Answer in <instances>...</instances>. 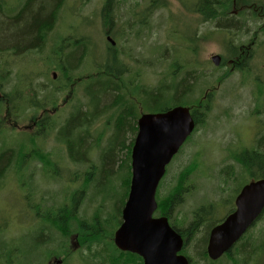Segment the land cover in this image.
I'll list each match as a JSON object with an SVG mask.
<instances>
[{
	"label": "rangeland",
	"instance_id": "374dc122",
	"mask_svg": "<svg viewBox=\"0 0 264 264\" xmlns=\"http://www.w3.org/2000/svg\"><path fill=\"white\" fill-rule=\"evenodd\" d=\"M12 1L15 0H2V4L9 7L8 2ZM69 1L74 8L67 10L66 15H63L64 11H60L58 17L63 15V20L73 25L77 34L74 36H78L80 80L95 79L100 75L113 77L105 68L108 66L111 71L117 67L112 65L113 61L111 62L114 57L118 67L123 70L121 76L126 83L129 81L132 83L137 78L138 82L135 83L148 89L156 88L161 83L173 86V81L178 84L188 77L187 73H190L193 78L187 82L190 86L194 85V92L186 97L189 102L202 98L211 89L214 90L212 108L204 124L189 137L187 144L185 143L172 159L157 191V197L163 199L175 187L179 173L190 166L192 172L184 180L178 201L168 218L179 230L187 228L197 218L200 226L196 240L203 235L206 236L212 224L234 208L237 191L251 180L247 170L235 157L250 149L264 153V34L259 30L254 34L255 27L251 24L250 30L243 32L239 30L240 24L235 20L236 30L230 33L217 29L213 23H201V17L192 12L195 0ZM107 1H110L109 13L112 24L105 28L101 12ZM17 9L18 6L14 8L16 11ZM143 13L146 22H142ZM1 19L9 20L0 16ZM262 22L260 21V24ZM51 31L46 39V53H49V48L54 49L58 45L68 47L63 43H70L72 39L68 35H58L64 32L63 28L59 27L58 18ZM106 31H109L107 34L109 36L105 35ZM107 39L114 41L115 45L111 46ZM251 43L250 56L244 62V67H247L244 74L236 70L227 59L233 51L238 54L243 49H248ZM10 48L15 47L2 44L0 38V80L5 78L9 82V88L4 90L7 94L13 86L17 91V82L29 79V70L37 69V65L29 62L32 57L23 55V52L20 56L15 55L18 56L17 63L7 59L9 53L15 54L9 51ZM79 51H82L83 55ZM214 55L222 57L221 66L212 64L211 56ZM90 69L92 71H89ZM220 77L226 78L218 84ZM114 79L116 80V76ZM91 84L88 80L79 83L74 105L78 109L77 112L90 110L91 117L88 120L93 124L88 127V131L92 136L90 135V138L88 134L81 135L87 141L85 152H80V149L79 154L73 157V164L66 160L65 154L68 152L66 149L56 150L60 158L61 185L58 187V184H52V187H47L45 195L57 202L61 198L63 208L66 206L68 210L78 196V202L73 208L74 217L78 221L84 219L89 221L96 216L103 226L101 236L99 234L100 242L92 244L89 248L79 249L78 253L68 258L66 264H109L111 257L117 255L111 247L113 245L111 234L121 221L120 211L126 197L129 173L128 146L134 137L138 118H134V132L132 129L124 136L125 148L119 152V159L112 169H109L106 155L107 151L111 150L112 143L116 141V114L108 107L111 95H108L107 101L100 106L90 103L92 95L89 91L93 85ZM66 95L61 96L60 105ZM65 107L63 116L72 108L71 100ZM17 121L18 123L14 122L15 127L11 129L12 136H15L4 137V143L8 145L23 142L19 131L25 130L23 126L27 125L29 119L23 120L21 116ZM50 128L52 132L46 135L45 140L49 146H55V135L51 134L55 133L56 127L51 125ZM259 163L261 166L264 165V161ZM6 186L7 189L0 193V224L4 226L0 233V249L4 245V249L0 250V256L7 255V243L18 236L14 241L16 255L22 252L25 243L30 241L29 247L26 246L31 253L29 261L31 264H43L45 250L54 247V233L45 231L51 235L53 243L45 248L36 249L37 230L34 227L35 222L32 223V217L27 231L29 237L24 238L23 235L27 232L24 234L23 229L18 230L10 221L9 207L15 205V202L9 196L8 190L14 187L13 180H9ZM44 222L48 224L46 220ZM70 223L72 219L67 225ZM48 225L50 227L48 230L53 229L50 224ZM69 228L70 231L73 229L71 226ZM263 233L264 215L248 232L247 239L240 241L231 251L232 261L222 258L214 264H264V251L253 252L260 246ZM196 240L188 242L182 255L190 260V264H209L210 261L208 263L205 259L202 262L197 257ZM243 250L247 252L248 258H245ZM64 253H68L67 247ZM121 258L126 259L125 256Z\"/></svg>",
	"mask_w": 264,
	"mask_h": 264
},
{
	"label": "flooded vegetation",
	"instance_id": "af4514ba",
	"mask_svg": "<svg viewBox=\"0 0 264 264\" xmlns=\"http://www.w3.org/2000/svg\"><path fill=\"white\" fill-rule=\"evenodd\" d=\"M16 1L8 2L9 7L4 6L5 9L2 8L0 10L1 18L13 20L21 17L23 15L21 14L23 8L32 3L31 0ZM2 6V0H0V7ZM16 6H18L17 11L14 10ZM70 8H74L72 2L69 0H66V2L64 0H58L54 13L56 16H53L50 24V27L53 26V29L58 18L59 27L64 30L62 34L58 33V35H68L72 39L70 43H63L62 41L63 45L68 47H59L58 45L54 49L49 48V53H46L47 35L52 33V31L40 32L37 47L17 51L14 48L9 49V51L15 54L9 53V58L7 59L14 60L15 63L18 62L16 61V57L20 56L21 52H23V55H28L33 58L29 62L37 65V69L34 71L29 70V79L17 82V91L14 90L15 86H13L9 89L10 93L8 94L4 90L9 88V82L5 78L0 80V193L7 189L6 183L12 179L14 187L8 190V194L15 202V205H10L9 207L11 213L10 221L14 223L18 230L23 229L25 234L30 228L31 218L33 217L32 223L35 222L34 227L37 230L36 249L39 247L45 248L53 243L51 235L48 232L46 234L45 231H49L51 234L54 233V247L45 250L43 264H56V261L61 263V255L63 253L62 226L56 224L57 227L52 226L53 229L48 230L49 227L44 222L47 216L51 217L52 214L60 215L65 210L61 198L57 202L53 199H48L45 195L47 187H52L55 184H58V187L61 185L59 183L60 158L56 153L58 148L49 146L45 137L52 132L50 126L54 125L56 130L51 135H55L54 142L56 146L58 140L61 139L60 136L63 135L62 132H64L66 124L78 110L74 105V96L76 95L80 82V78H78V72L80 71L78 67V36H74L77 34L74 32L73 25L67 24L63 20V15H66L67 10L69 11ZM60 11L64 12L63 15L58 17ZM107 34H109V31L105 33L106 36H109ZM250 51L251 49L249 48L243 49L241 51L240 61L237 60L233 64V61L229 60V63H232L233 66L240 65L249 58ZM87 52L89 53V50ZM80 54L83 55L82 51ZM92 59L91 57V61ZM112 61H114L113 57ZM89 71H92V69ZM63 95H66V98L60 105L61 96ZM70 100L72 102V108L66 116H63L64 110L66 109L65 106ZM78 112L81 114L84 112L85 115L87 113L85 110ZM21 116L23 120L25 118L29 119L27 125L23 126L25 130L19 131L23 137L22 144L8 145L4 143V137L15 136H12L11 129L15 127L14 122L18 123L17 120ZM68 133L71 132L69 131ZM135 133L136 130L134 135ZM133 141L132 139L129 146H131ZM129 146L128 150L130 148ZM65 156L68 162L74 163L73 156L69 151ZM48 165H50L49 170L47 169ZM47 182L50 184H47ZM73 208L74 205L70 208L72 212ZM7 228L9 227L7 226ZM3 229L4 226L0 224V233H2ZM42 235H44L43 238ZM76 235L70 234L67 236L69 239V249L72 248L71 245H75L74 236ZM17 237L7 243V255L0 256V264H31L29 261L31 253L29 248H26V246L29 247L30 241L26 242L24 250L16 255L17 250L14 247V241L17 240ZM23 237H29V233L27 232ZM1 249H4V245ZM26 259L28 260L25 261Z\"/></svg>",
	"mask_w": 264,
	"mask_h": 264
},
{
	"label": "trees",
	"instance_id": "16d2710c",
	"mask_svg": "<svg viewBox=\"0 0 264 264\" xmlns=\"http://www.w3.org/2000/svg\"><path fill=\"white\" fill-rule=\"evenodd\" d=\"M31 2L30 5L27 4L28 6L23 8V11L21 12L23 15L21 17L13 20H0V38L2 44L13 45V47H15L14 49L17 50H22L27 47H37L40 32H48L52 30L53 26L50 27V24L58 0H31ZM195 2L196 4L192 7V12L201 17V23H213L217 29L225 30L230 33L233 30H236V24L234 22L237 21V23L240 24L239 30L243 32H248L250 30L249 25L251 24L255 27V31H253L254 34H256L257 30L264 34V0H195ZM2 8L5 9L4 5L0 7V10ZM109 9L110 1H107L101 12V19L105 28L110 27L112 24ZM260 21H263L262 24H260ZM142 22H146L144 19V13L142 16ZM229 56V60H232L234 63L237 62L234 60L235 57L237 58L238 56L235 51ZM237 60H239V58ZM244 62L240 65H235L237 66L235 69L239 72H244L245 74L247 70L245 68L247 67H244ZM112 65L117 67L111 71L108 66L105 69L110 72L113 77L107 75L98 76L94 81H91L93 85L91 84L92 90L89 91L92 95L90 103L95 106H100L103 102L107 101L106 99L109 98L108 95H111L108 107L116 114V141L112 143L111 150L109 152L107 151L106 155V158H108L106 162L109 164V169H112L114 163L119 159V152L121 153L125 148V134L132 129L134 132V118L139 117L142 113L165 112L175 106L190 107L192 118L196 124V129L204 124L205 118L212 108L211 102L213 101L214 90L211 89L206 92L202 98L189 102L186 97L192 95L194 92V85L190 86L187 82L190 78H193L190 73H187L188 77L184 78V80L178 84L173 81V86L161 83L156 88L148 89L143 85L136 84L135 82H138L137 78L136 81L132 83H126L122 80V77L118 78V76L122 75L123 70L118 67L115 58ZM117 69H119V71H117ZM115 76L116 79L118 78V81H115ZM224 78L226 77H220L218 83L221 84L224 81ZM89 112L90 110L87 111L86 115L85 113L82 115L79 112L73 115L66 124L64 132H62L63 135L60 136L61 139L58 140L57 145L54 147L61 151L66 149L73 157L79 154L80 149V152H85L84 149L86 148L87 141L86 138L81 135L88 134V137L91 135L90 131H88V127L93 124V122L88 120L91 117L89 116ZM69 131L71 133H68ZM80 132L81 134L79 135ZM237 160L243 168L247 170L251 178H255L256 180L264 178V165L261 166L259 163L260 161H264L263 152L257 150L244 151ZM191 172L192 168L187 167L179 173L173 190L169 192L168 195L164 196L163 199L159 200L158 210H160L163 215L167 216L170 211H172L174 204L178 201L180 195L179 192L182 190L181 186ZM77 202L78 196L77 200L74 199L72 203L73 205H76ZM71 219L72 223L67 225ZM198 220L196 218L188 225V228L184 230H179L176 227L175 229H177L184 239H189V242H192L193 240H196V236L199 233L200 225ZM46 222L51 225V228L52 226H56V224L62 226V234H64L65 237L70 233V226L73 228H71L72 230H77L81 246L89 248L92 244L100 242L103 225L96 216L89 222L85 219L78 221L74 217L72 210L65 209L60 215L52 214L51 217L47 216ZM212 226H214V224ZM48 229H50V227ZM247 233L241 238L242 242L247 239ZM207 236L208 233L206 236L203 235L202 238L195 241L196 254L202 262L205 259L208 262L204 248ZM244 249H246V245H244ZM258 250L259 253L264 251V233L260 246L255 248L253 252H258ZM243 253L245 258H248V254L245 250H243ZM122 255L123 254H120V256L112 255L113 257H111V262L109 264H137L135 261H138L141 264V260L134 255L124 254L126 259H122ZM225 257L229 261L233 260L231 258V252ZM209 264H212V262Z\"/></svg>",
	"mask_w": 264,
	"mask_h": 264
},
{
	"label": "water",
	"instance_id": "95a60500",
	"mask_svg": "<svg viewBox=\"0 0 264 264\" xmlns=\"http://www.w3.org/2000/svg\"><path fill=\"white\" fill-rule=\"evenodd\" d=\"M110 41V40H108ZM112 45L113 42L110 41ZM220 57H211L219 66ZM131 154L132 177L122 223L114 233V246L142 258L143 264H188L178 255L183 242L166 218L153 219L155 193L165 167L194 130L185 107L144 114L137 121ZM264 210V179L246 185L235 200V210L209 234L207 255L215 261L252 226Z\"/></svg>",
	"mask_w": 264,
	"mask_h": 264
}]
</instances>
